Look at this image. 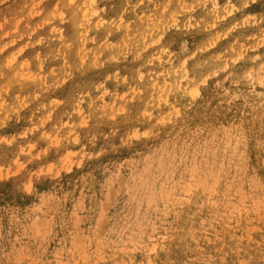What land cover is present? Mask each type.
Masks as SVG:
<instances>
[{"label": "rangeland", "instance_id": "374dc122", "mask_svg": "<svg viewBox=\"0 0 264 264\" xmlns=\"http://www.w3.org/2000/svg\"><path fill=\"white\" fill-rule=\"evenodd\" d=\"M0 264H264V0H0Z\"/></svg>", "mask_w": 264, "mask_h": 264}, {"label": "bare ground", "instance_id": "6f19581e", "mask_svg": "<svg viewBox=\"0 0 264 264\" xmlns=\"http://www.w3.org/2000/svg\"><path fill=\"white\" fill-rule=\"evenodd\" d=\"M151 203V202H150Z\"/></svg>", "mask_w": 264, "mask_h": 264}]
</instances>
